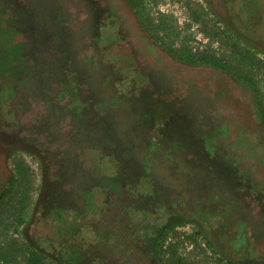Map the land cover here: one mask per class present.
<instances>
[{"label": "flooded vegetation", "instance_id": "af4514ba", "mask_svg": "<svg viewBox=\"0 0 264 264\" xmlns=\"http://www.w3.org/2000/svg\"><path fill=\"white\" fill-rule=\"evenodd\" d=\"M215 1L216 15L243 39L231 43L244 41L264 53V40L239 35L226 1ZM22 2L29 25L25 32L43 28L59 42L54 57L46 49L35 59L40 71L19 72L12 75L10 85L0 86V248L11 249L19 262L23 254L26 258L33 253L47 264H169L165 252L170 241L161 242V237L193 224V232L222 260L219 264H259L255 258L264 262L258 249L264 240V122L251 91L216 70L223 79L216 87L221 93L213 95L214 80L194 75L200 65L188 66L160 53L159 44L138 38L105 40L107 26L119 34L126 28L133 32L125 22L128 10L118 0H67L64 6L41 10L37 0ZM15 4L17 0H0L12 11ZM69 29H74L75 37ZM103 43L110 45L105 53ZM10 45L3 48L8 51ZM109 50L119 55L128 51L126 60L135 78L131 74L124 79L118 66L115 73L108 72ZM157 54L151 63L150 56ZM12 55L10 51L8 56ZM86 63L89 73L83 72ZM159 65L165 66L159 70ZM14 68L12 62L7 67ZM28 76L38 83L34 100L47 104L44 113H36L42 117L39 127L51 133H33L38 124L17 127L12 118L18 112L15 102L30 91L19 81ZM187 76L196 83L195 101L201 93L215 96L211 103L202 99L197 114L186 110L178 118L155 115L141 120L136 110L129 113L131 92H144L152 85L156 95L173 83L168 88L183 93L179 82ZM128 81L138 89H122ZM200 81L207 91L195 87ZM190 93L182 95L190 99ZM25 127L30 133L23 134ZM95 132L104 148L99 158L112 160L99 175L67 159L68 148L36 147L38 142L54 144L76 136L78 141ZM23 145L36 151L35 157L19 153ZM32 166L36 178L28 169ZM246 250L250 258H239Z\"/></svg>", "mask_w": 264, "mask_h": 264}, {"label": "rangeland", "instance_id": "374dc122", "mask_svg": "<svg viewBox=\"0 0 264 264\" xmlns=\"http://www.w3.org/2000/svg\"><path fill=\"white\" fill-rule=\"evenodd\" d=\"M12 1L15 2V0H12ZM22 1L24 0H17V4L14 5L16 8L15 9L13 8V11L9 10L8 7H3L2 5H0V40L3 41L2 42L3 44L2 43L1 44L3 45V47L8 46V43L12 44V46L10 45L11 47L8 51H6L3 47H0V77L3 78V80H0V86L10 85L12 75H17L19 74V72L23 74L35 73V72H29L30 68H33L35 71H40L41 68H38L37 70L36 65H35V61H36L35 59L40 57V52L43 50V53H45V50L47 49L46 53L49 56L54 57V53L52 51L56 49L58 46L56 41L59 42V40H51V37L48 36L49 33H46L43 28H37L36 30L34 28H31L28 31L29 33L25 32V30L27 29L29 25H27L28 22L25 16L26 13L22 9L23 8ZM66 1L67 0H37L38 2L37 10H41V8L47 9V8H54L56 6L57 7L64 6ZM188 1L190 2L191 10H195L198 13L203 12V14H205L206 16L205 20L209 26L213 25L216 28L224 30L225 34L229 36L230 40H243L239 38L232 30L228 29L226 25L222 22V20L219 18V16L216 15L217 3L215 0H212V1L211 0H188ZM185 4H186V0H160L159 5L153 11H156V12L158 11L164 14L172 15L177 20V24L180 29H184L186 26H188V29L185 30V32H183L181 38L187 35L191 36L192 40L188 42L186 46L190 48L193 54L207 51L209 54L216 56V58L228 57L231 54V48L233 47L232 43L226 44L225 42H227V40H224L223 38L222 40H220V42H218L219 40L217 41V39L212 40V41L206 39L201 32L202 27L200 23L202 22L201 21L198 23L193 22V20L190 17L189 11L185 7ZM13 14H15V17L18 18L17 22L13 21L14 20ZM23 16L25 17V19H23ZM20 17H22L21 20H20ZM37 22H40V20ZM102 26L103 25H100L101 28ZM82 28L84 27L82 26ZM77 29L79 30V28ZM260 30L264 31L263 28H261ZM67 31L69 32V34H74V37H75L74 29L73 31H71L70 29ZM119 36L120 37L118 40H120V38H122L121 40H135L134 37L131 35L130 30H127V28L126 30L122 31L119 34ZM104 38L105 40H111L110 39L111 33L104 32ZM47 44H50V46L42 48V46L47 45ZM53 44L55 45L51 46ZM132 44L134 43L132 42ZM134 45H137V44H134ZM109 46H110L109 44L107 45H105L104 43L102 44L101 50L103 51V53H105V51L107 50L106 48H108ZM117 46L119 48L121 47V45H117ZM156 47H159V45H157ZM238 47L240 49H247L257 59L264 60V53L257 50L254 46L249 45L247 42L240 41V44H238ZM119 48H117V50H119ZM10 51H12L13 53L11 57L8 56ZM103 53H101V55ZM128 54L129 53L127 50L125 53H122L120 55L117 54V52H115L114 50L107 51V57L109 56L108 58L109 61L106 55H105L106 57L105 60H107L106 65H108V72H110L111 70L112 72L114 71L115 73L116 71L113 68H115V66H118L119 70L123 72L121 73L119 71V74H121L124 79L128 80L131 74L134 73L133 69L132 70L130 69V64L126 60L128 59L127 57ZM150 57H151L149 58L150 62L153 63L156 59H158L159 55L157 54L155 56H150ZM29 58H31L33 62H30L28 60ZM137 61L139 62V64L143 63V61L141 60H137ZM11 62L13 63L15 68L9 71L7 67ZM86 66L84 65L85 69H83V72L89 73L91 71L90 64H87ZM163 66L165 65H162V66L159 65V70H161ZM76 67L78 66L76 65ZM167 69L170 70V66H168ZM195 70L196 72L194 73V75L196 77L203 75L202 77L203 79L212 78L214 80L213 83L215 84V90L211 92L213 95L216 94L217 92L219 93L218 91L219 89L217 88L221 86L220 83L222 82L220 81L223 79V76H221L218 71L216 70L210 71V70L205 69L203 66L196 67ZM94 72L100 73V70H95ZM162 73L165 74L164 72H160L159 73L160 76ZM187 74L188 72H184V76ZM174 75L176 74L174 73ZM132 77L135 78L133 74H132ZM169 78L170 77L168 76L166 80H168ZM19 81L21 85H23L25 88L30 89V91L27 92L28 94L27 96L22 95L18 98V101L15 102L18 105V112L16 113V116H12V118H14V120L17 122V127H20V126L22 127L23 125H26V124H29V125L38 124L35 127V129L37 130L34 131L33 133H36V132L41 133V134H45V132L51 133L50 130H47L46 128H43V127H39V123L41 122L42 117H40V114L37 116L36 113L37 112L44 113V110L47 109V104L44 101L40 100V96H38V99H37V101L40 100L39 103L34 100L35 97L33 96V91L39 88L38 83H36L29 76L23 77V79H20ZM194 84H196L195 80L193 77H190V76L181 78V81L179 82L180 89L185 90V91H191L189 95L190 99H188V96L186 94H185L186 99L184 98L183 93L185 91L181 93L179 91H175L173 89L168 88V87H173L174 86L173 83L170 86L168 84L165 85V87L163 86V88L160 91L157 90L156 95L152 94L151 92L152 85L150 86L148 90L147 89L144 90L145 94L142 90L131 92L133 93L132 94L133 96H131L132 103L130 102L129 104L130 106H132V109L129 111V113H131L132 110H136L137 114L140 115L141 120H143V117L145 119V118H151L155 115L158 117H161L160 115H162V118L164 117L165 118H168V117L178 118V116L183 115L184 111L186 110H190L191 114H197L198 112H200L199 104L202 103L201 100L205 98L208 101V103H211L212 100L215 98V96L213 95H208V96L203 95L202 96V93H201V96H197L198 99L195 101L193 99V94H192ZM126 86L127 87H122V89L134 88V89H131V91H135L136 89H138V87L135 86V83H133V86H132L131 83L129 82V84H127ZM184 87L186 89H184ZM195 87L197 89L202 88V90L207 91L206 86L204 85V83H201V81L199 85L198 86L195 85ZM3 88H6V87H3ZM213 89H214V86H213ZM149 91L151 92V94L148 96V94L150 93ZM214 91L216 92L214 93ZM137 92H143L142 96L140 93L137 94ZM51 93L52 92H49V94ZM146 93L148 94L146 95ZM62 97H63V100L65 101V97L64 96ZM197 97H195V99ZM136 100L138 102H135ZM176 100L179 101L178 104L171 105L169 103V102H175ZM227 102H231L230 99L227 98ZM21 107H26V109H22ZM23 130H24L23 134L30 133L28 128L26 127ZM61 138H65V137L61 136ZM77 138L78 136H76L74 139L71 138L69 141L59 139L54 144H50L49 142L47 144L46 142L44 143L42 141V142L36 143V147H37V150L39 149L42 150L46 146L49 148L50 151L55 150V148L59 150H64L68 148V150L65 152V155H68L67 159H69L70 161H74V160L78 161L82 167L90 170L91 173H95L96 175H99L101 171L112 162V160H107L109 157H106L104 155L102 156V158H99V155H100L99 151L101 150V148L102 150L104 148L102 147V144H99L100 139L97 137V133L95 132V133H92L91 135L85 134V136L81 137L78 141H76ZM19 151H20L19 153L25 156L35 157V154H36V151L31 149L27 145H23L19 147ZM10 160H14V159H10ZM105 161L106 163L104 164ZM103 164L104 166L102 167ZM28 169H30V173L36 178L38 173H35L33 166L32 168L28 167ZM91 179H94V178H91ZM186 226H189V229L191 230L195 228L193 224H189ZM182 228L184 227L182 226L177 227L174 231L176 234L180 235V239L182 238L181 236L184 234V230ZM19 240L23 241L22 237H19ZM171 240L173 241L174 238H172ZM189 246H190V242H185L184 245H180L179 247L178 252H181L185 259L189 258L192 262L196 264H219L222 261L220 259H216L215 255H213V257L212 256L209 257L204 252H202V250H200L198 247L195 249L193 248L192 250H189L188 249ZM258 249L260 250L262 254L264 253V240L261 241V244L259 245ZM248 254H249V251L246 250L243 254L239 256V258H250L248 257L249 256ZM5 256L8 257L7 255ZM255 259L258 261L259 264H264V262H261L258 258H255ZM224 261L230 262L227 259H224ZM0 264H9V263L6 261V259H3L2 257H0ZM228 264H243V263L234 262V263H228Z\"/></svg>", "mask_w": 264, "mask_h": 264}, {"label": "trees", "instance_id": "16d2710c", "mask_svg": "<svg viewBox=\"0 0 264 264\" xmlns=\"http://www.w3.org/2000/svg\"><path fill=\"white\" fill-rule=\"evenodd\" d=\"M225 1L226 7L229 6L230 8L228 12L229 16L232 17L233 22H237L235 28L238 34L251 40H264V31L260 30L261 28L264 29V1ZM159 3L160 0H118V4L128 10L125 22L127 26L132 28L133 32H131V35L134 39L148 40L149 44L152 46L159 44L160 53H166L175 60L188 66L200 65L209 67L231 76L237 83L251 91L256 106L263 116L264 122V60L257 59L246 49H240L236 42L232 44L231 54L225 58H216V56L209 54L207 51L193 54L190 48L186 46L187 43L192 40L191 36L187 35L181 38L183 32L188 29V26L184 29H180L177 20L172 15L153 11L157 8ZM185 7L189 11L193 22H202L200 23L202 27L201 32L206 39L211 41L217 39V41L219 40L218 42H220L223 38L227 40V42H225L226 44L231 43L229 36L225 34L224 30L216 28L213 25H208L205 20L206 16L203 12L198 13L195 10H191L188 0H186ZM246 22L250 23L247 24ZM107 23L111 24L110 20L107 21ZM107 27L109 28L107 29ZM107 27L106 32L111 33L110 39L117 40L119 34L118 32L116 33V28L111 26ZM19 174H22L20 170ZM196 236L198 235L194 233L192 236H185L180 239V235L172 231L166 238L165 236L161 237V242L165 239H170V243L165 252L169 264H196L189 258L185 259L183 254L178 252L180 245H184L185 242H190L193 244L194 249L197 248ZM172 238H174L173 241L171 240ZM162 245L160 244V247H162ZM11 251V249L9 251L0 248V257L6 259L9 264H22V262H24V264H47L42 261L41 257L37 258V255L33 253L29 254V256L27 255L26 258L23 254L22 262H19L17 261L18 256L16 254L13 255ZM15 258L16 260H14Z\"/></svg>", "mask_w": 264, "mask_h": 264}, {"label": "built area", "instance_id": "2783aa9c", "mask_svg": "<svg viewBox=\"0 0 264 264\" xmlns=\"http://www.w3.org/2000/svg\"><path fill=\"white\" fill-rule=\"evenodd\" d=\"M182 229L184 230V234L181 236L182 238L185 236H192L194 234L193 230L189 229V226H184V228ZM195 239H196V244L198 248L202 250V252H204L209 257L211 256L213 257L214 254H212L211 249L206 246L204 240L198 236H196ZM193 248H194L193 244L190 243V246L188 247V249L192 250Z\"/></svg>", "mask_w": 264, "mask_h": 264}]
</instances>
